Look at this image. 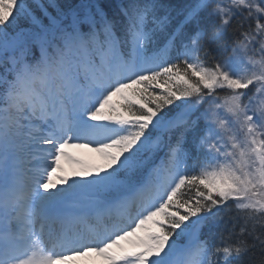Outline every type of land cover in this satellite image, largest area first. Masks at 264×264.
I'll return each instance as SVG.
<instances>
[{
  "label": "snow or ice",
  "instance_id": "obj_1",
  "mask_svg": "<svg viewBox=\"0 0 264 264\" xmlns=\"http://www.w3.org/2000/svg\"><path fill=\"white\" fill-rule=\"evenodd\" d=\"M0 264H264V0H0Z\"/></svg>",
  "mask_w": 264,
  "mask_h": 264
}]
</instances>
